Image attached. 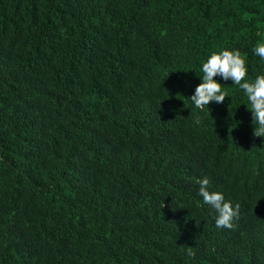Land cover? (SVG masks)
<instances>
[{
  "label": "trees",
  "instance_id": "16d2710c",
  "mask_svg": "<svg viewBox=\"0 0 264 264\" xmlns=\"http://www.w3.org/2000/svg\"><path fill=\"white\" fill-rule=\"evenodd\" d=\"M258 43L264 0H0V264H264L246 94L190 99L213 52L264 74Z\"/></svg>",
  "mask_w": 264,
  "mask_h": 264
},
{
  "label": "clouds",
  "instance_id": "9594fccd",
  "mask_svg": "<svg viewBox=\"0 0 264 264\" xmlns=\"http://www.w3.org/2000/svg\"><path fill=\"white\" fill-rule=\"evenodd\" d=\"M255 55L264 59V43H258L253 49ZM202 83L196 88L190 97L195 107L203 110L212 102L223 103L228 97V92L223 90V84L215 79L220 76L224 81L232 80L234 85H238L244 90L253 116L254 136L264 137V74L258 75L254 81H247L248 69L246 60L239 50H222L213 52L207 62L202 66ZM196 123H200L197 118ZM199 195L205 204L210 205L218 214L215 220L217 228L233 229V220L238 218L240 205L226 201L220 192H210V181L207 177L198 180ZM187 255L195 256L192 247L187 248Z\"/></svg>",
  "mask_w": 264,
  "mask_h": 264
}]
</instances>
